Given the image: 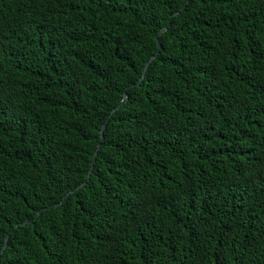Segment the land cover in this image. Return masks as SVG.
I'll return each mask as SVG.
<instances>
[{
  "label": "trees",
  "instance_id": "trees-1",
  "mask_svg": "<svg viewBox=\"0 0 264 264\" xmlns=\"http://www.w3.org/2000/svg\"><path fill=\"white\" fill-rule=\"evenodd\" d=\"M187 1L0 0V264H264V0Z\"/></svg>",
  "mask_w": 264,
  "mask_h": 264
},
{
  "label": "water",
  "instance_id": "water-1",
  "mask_svg": "<svg viewBox=\"0 0 264 264\" xmlns=\"http://www.w3.org/2000/svg\"><path fill=\"white\" fill-rule=\"evenodd\" d=\"M188 2H189V0L187 1V3H188ZM186 5H187L186 3L183 4V5L181 6L180 10H179L178 12H175L173 15H171L170 18H172V17L178 15V14L180 13V11H184V9L186 8ZM170 25H171L170 22H168V23H167V24H166V25H165V26H164V27L158 32V34H157L156 37H155L156 41H158V35H160V34L163 33L164 31H166V30L170 27ZM158 49H159V50L161 49V45H160V44H158ZM157 54H158V52H157L155 55H153V56H151V57L149 58V60H148L147 63L145 64V67H144V70H143V74H142V76L140 77V79L138 80V82H137L136 84H131V85H129L127 88H131V87H133L134 85H140V84H141L142 79H143V77H144V73L146 72V70L148 69L149 65L152 63V61L155 59V57H156ZM127 99H128V96H127L126 93H124V97H123V99L121 100V102L117 105L116 108L112 109V111H111L110 114L108 115V118H107V119L103 122V124L101 125V129H100V132H99V133H100V138H101V139H103L104 129H105L106 126H107V123H108L109 118L113 115V113H114L115 111H117V109L121 108V107L127 102ZM100 147H101V144H98V146H97V148H96V150H95V152H94V154H93V161H94L95 157L97 156V153H98V150L100 149ZM92 167H93V163L91 164V167H90V169H89V171H88V173H87L86 180H88L89 177H90ZM85 183H86V181H84L82 184L76 186L73 190L69 191V192L63 197V199L67 198L70 194H72V193H74L75 191H77L79 188H81L83 185H85ZM59 204H60V203H59ZM59 204H54L53 206L56 207V206L59 205ZM48 208H49V207H47L46 209H48ZM43 211H44V208H43V209H40V210L37 212V214L35 215L34 219L37 218V217H38ZM31 221H32V219H28V220L24 221L23 223H21V224H19V225H16V228H18V227H20V226H24V225H26V224H28V223H31ZM11 232H12V231H11ZM9 235H10V233L5 237L4 244H3V246H2V248H1V250H0V256L2 255L4 249H5L6 246H7V242H8V239H9Z\"/></svg>",
  "mask_w": 264,
  "mask_h": 264
}]
</instances>
